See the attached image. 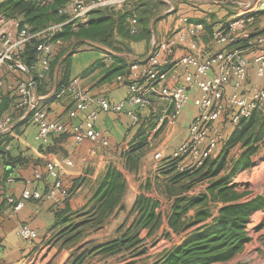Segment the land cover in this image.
<instances>
[{
  "label": "crops",
  "instance_id": "crops-1",
  "mask_svg": "<svg viewBox=\"0 0 264 264\" xmlns=\"http://www.w3.org/2000/svg\"><path fill=\"white\" fill-rule=\"evenodd\" d=\"M246 2L252 3V0H135L121 9L101 10L94 15V19L106 13L112 16L114 24L110 36L106 40L81 36L61 40L62 43L55 47L49 56L50 69L42 79L39 89L35 85L40 69L38 62L34 70L27 69L23 64L21 69H12L8 62L2 64L0 119L9 117L11 125L8 130L0 131V136L7 138L3 143L4 149L8 157L16 161L8 165L5 159L0 157V264H28L33 255L42 253L49 239V229L55 221L56 210L66 208L75 212L83 209L97 191L109 167L118 170L125 180L126 193L123 204L126 207L130 208L141 193L155 197L167 208L176 197L184 196L186 190H175L176 185L169 179L172 174L166 172L169 170L167 162L171 161V152L187 134L188 125L195 115L192 98L197 96L195 90L191 91V99L176 123L172 126L164 125L156 131L154 129L157 120L166 109L165 105L158 102L156 96H151L154 101L151 108L135 110L139 117L136 127L130 124L124 112L100 113L96 128L109 142V146L103 148L88 141L75 145L72 138L66 135L53 136L47 143L36 139L37 128L32 123L30 114H23L16 108L19 82L31 81L34 77L33 94L41 109L46 112L47 118L66 121L67 112L72 108V98L67 93L60 94L58 89L65 65L66 82H74V85L89 96H103L110 104H114L125 98L128 93L127 78L131 64L144 65L156 44L180 32L186 34L187 23L182 21L183 18H186L188 23L203 24L204 29L192 39L186 37L184 42L173 46L171 52H162L160 60L166 62L160 67L163 71L168 70L174 60L187 53L204 57L222 49V46L210 43L212 30L229 22L242 10V4H247ZM260 5H263V2L254 3L253 6V9L256 8L255 22L264 17V8L260 10ZM0 17L5 21L0 26V34L11 32L15 36L22 23L20 18ZM133 18L136 20L135 32L131 34ZM254 23L249 26V31L254 35L263 34L264 24L257 26ZM120 30L128 32L133 38L124 36ZM237 47L242 49L245 44H239ZM58 56L60 57L53 66ZM255 68L256 64L251 61L248 73L249 87L260 83L255 75ZM115 69L118 71L112 73ZM118 76H122L121 81L117 80ZM183 83L184 76L181 71L177 84ZM83 117V113H78L74 119L68 121L75 124ZM233 129L234 126L230 132ZM223 134L227 139L230 133ZM262 142L264 137L260 143ZM138 144H142V147L131 152V158L137 161V164L130 169L125 158L129 156V147ZM240 148L242 155L244 149L241 146ZM157 152L162 156L161 162L154 161ZM67 161L71 164L68 165ZM47 162L56 166L63 187L69 192L67 200L58 208L43 199L29 200L19 211L9 216L11 209L6 201L7 197L19 200L25 187L41 193H46L51 188L53 180L44 170ZM35 172L41 174L39 180L34 179ZM161 173L164 178L160 176ZM10 179L12 181H9ZM131 221L132 217L129 224ZM20 224H27L35 230L36 237L32 242L24 241L16 235Z\"/></svg>",
  "mask_w": 264,
  "mask_h": 264
},
{
  "label": "built area",
  "instance_id": "built-area-1",
  "mask_svg": "<svg viewBox=\"0 0 264 264\" xmlns=\"http://www.w3.org/2000/svg\"><path fill=\"white\" fill-rule=\"evenodd\" d=\"M135 0H69L67 4L57 10L64 18L63 22L48 23L38 31H32L26 23H21L15 36L11 32H1L0 67L8 62L12 69H21L20 55L25 45L32 40H38L39 51L37 79L42 80L50 69L49 56L55 47L60 45V39H54L55 34L61 32L63 26L71 25L73 29L86 26L97 10L121 9ZM257 0L256 3H262ZM247 3V2H246ZM252 3L242 4L243 8L224 26L213 29L210 43L220 45L222 49L214 51L208 56L187 53L174 60L170 68L161 70L166 62L160 60L163 51L171 52L173 46L192 39L204 27L201 23H187L186 34L168 38L156 44L142 66L131 64L128 70V93L122 100L110 104L103 96L91 97L73 83L63 86L60 94L67 93L72 98V108L67 112L66 121H53L39 106L33 94V83L28 80L17 85L18 102L16 108L23 114L29 113L32 123L37 128L36 139L47 143L51 137L58 135L70 136L75 145L88 141L99 147H108L109 142L100 130L96 128V121L100 113H125L130 124H139L137 110L152 107L151 96H156L158 102L165 105V110L157 120L155 131L164 125L176 123L184 107L191 99L190 92L196 91L192 98L195 115L191 119L185 138L174 148L169 159L174 161L175 170L184 173L201 168L222 145L224 141L223 126H235L241 120L250 118L254 113L264 108V33L252 34L249 26L254 21L256 8ZM5 23L0 17V26ZM136 20H131L130 33L135 32ZM245 44L244 48L237 45ZM251 57L248 58L247 56ZM256 64L255 75L260 83L248 86L250 62ZM35 65L31 66L34 70ZM183 72L184 83L177 84L180 72ZM122 76L117 80L121 81ZM168 82H171L170 84ZM136 110V111H135ZM78 113H83V119L78 123H70ZM11 125L9 117L0 119V131H6ZM159 152L154 159H161ZM68 165L70 161L66 162ZM44 170L53 183L46 193L25 187L21 198L15 201L7 197L10 206L9 216L19 211L29 200H45L53 207H60L69 197V192L63 187L62 180L56 166L47 162ZM41 174L35 172L34 179L39 180ZM9 181H12L11 179ZM29 183V182H27ZM1 222V218H0ZM16 235L28 242H32L36 233L27 224H20Z\"/></svg>",
  "mask_w": 264,
  "mask_h": 264
},
{
  "label": "trees",
  "instance_id": "trees-1",
  "mask_svg": "<svg viewBox=\"0 0 264 264\" xmlns=\"http://www.w3.org/2000/svg\"><path fill=\"white\" fill-rule=\"evenodd\" d=\"M68 2L69 0H3L0 3V16H17L21 22L28 24L32 31H38L48 23L63 22L64 18L58 15L57 10ZM99 12L101 10L93 13L86 26L77 29H73L71 25L63 26L61 32L55 34L54 39L63 41L71 36H81L87 39L106 40L111 34L114 21L109 13L94 19V15ZM120 32L128 38H133L128 32H123V30H120ZM38 45V40H32L25 45L20 55V61L27 69L36 65L39 60ZM59 57L54 60L53 66ZM66 70L65 65V72L58 85L59 90L69 84V82H66ZM117 71L118 69H115L112 73ZM42 82V80L36 78L35 85L37 89L40 88ZM226 126L231 125H224L223 127ZM263 137L264 114L256 112L250 118L241 120L236 124L227 139L224 138V151H229L239 144L244 151L236 162V166L238 164L245 165L248 163L250 155L256 151V146ZM6 139L0 136V157L5 159L8 165H12L16 160L9 158L4 149L3 143L7 141ZM140 147H142V144L129 147V156L125 159L130 169L136 167L137 164V161L132 160L131 152L139 150ZM226 156L227 152L215 161V164H212L216 168L214 172L210 173V176H215L227 164ZM170 162L175 168L174 161ZM205 164L194 170L195 172H189L198 174L203 170ZM190 173L184 172L180 175H191ZM175 182L173 179L172 183ZM207 189L215 197L214 189H217L218 195L225 202V205L219 209L217 216L210 223L191 230L178 244L164 251L152 264L224 263L232 259L249 241V236L245 230L246 222L254 210L264 208V197L258 196L248 202L235 203V198H227L228 192L226 191H230L231 188L227 186L226 179L214 182ZM182 190H185V188ZM125 193L126 184L122 174L114 167H109L101 179L97 191L83 209L75 212H71L66 208L56 210L55 221L49 229V238L54 235L56 240H62L63 245L69 243L79 244L77 241L84 228H99L105 224L113 213L124 210L123 199ZM205 199V194L189 198L180 195L167 208L155 197L141 193L137 195L128 212V215L132 217L131 223L129 225H125V223L119 225L116 229L118 236L94 246L92 251L103 257H116L124 253L128 254V258L140 256L145 253L144 247L152 236L159 235L158 238L154 237L152 241V244L156 245L164 240L171 239L174 234L179 235L203 222L207 216L189 220L186 218V214L192 207L200 204ZM88 245L90 243L86 242L78 246L77 253L71 255L67 263L83 264L91 252V250L86 249Z\"/></svg>",
  "mask_w": 264,
  "mask_h": 264
},
{
  "label": "rangeland",
  "instance_id": "rangeland-1",
  "mask_svg": "<svg viewBox=\"0 0 264 264\" xmlns=\"http://www.w3.org/2000/svg\"><path fill=\"white\" fill-rule=\"evenodd\" d=\"M1 1L2 0H0V3ZM256 1L257 0H252L253 5L254 3L257 4ZM259 8L260 10L264 8V0L263 5H260ZM256 19L257 18H254V22ZM254 24L262 26L264 24V17L259 18ZM260 113L264 114V110ZM231 127L232 126L223 127V133H230ZM259 143L256 146V151L250 155L248 163L245 165L238 164V166H236V162L241 157L240 145H236L229 151H224V143H222L220 150L218 149L209 161L206 162L203 170L198 174L187 172L191 175H180V173L175 170L174 165H171L170 161L167 162L169 170L166 172L172 174L169 175L171 181L173 179L176 181L172 183L176 185L175 190L180 191L182 188H185L186 191L184 195L188 198L204 194L206 196L203 202L192 207L187 212L186 218L190 220L192 218L200 219L204 216L207 217L203 222L190 228L186 232H182L179 235L174 234L171 239L164 240L156 245L152 244V241L154 237L158 238L159 235L156 234V236H152L148 239L144 247V254L133 258H128V254L126 253L116 257H103L92 251L94 246L100 245L118 236L116 229L119 225L123 223H125V225L129 224L131 216L128 215V212L130 208L124 206V210L113 213L101 227L84 228L77 241L79 244L74 245L73 243H69L63 245L62 240H56L54 235L51 236L47 239L45 250L40 254L33 255L29 259L28 264H68V258L75 254L78 246L86 242L90 243V245L86 246V249L91 250V252L83 264H152L164 251L178 244L191 230L210 223L213 218L217 216L219 209L225 205V202L218 195L217 189H214L216 197L207 189L214 182L226 179L227 186L231 188L230 191H226L228 192L227 198H235V203L248 202L258 196L264 197V142ZM226 152L227 164H225L215 176H210V173L214 172L216 168V166H212V164H215L214 162L220 157H223ZM160 160L161 159H154L155 162ZM160 176L164 178L162 173ZM119 212L122 213L118 214ZM245 230L249 236V241L243 248L227 262L215 264H264V208L256 209L250 214L245 225Z\"/></svg>",
  "mask_w": 264,
  "mask_h": 264
},
{
  "label": "water",
  "instance_id": "water-1",
  "mask_svg": "<svg viewBox=\"0 0 264 264\" xmlns=\"http://www.w3.org/2000/svg\"><path fill=\"white\" fill-rule=\"evenodd\" d=\"M25 69H26V68H25ZM33 81H34V77L31 78V82H32V83H33Z\"/></svg>",
  "mask_w": 264,
  "mask_h": 264
}]
</instances>
